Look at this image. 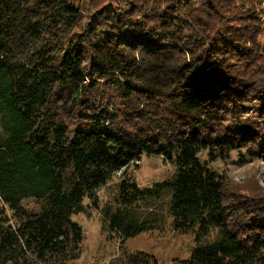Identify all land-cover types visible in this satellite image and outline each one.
I'll return each mask as SVG.
<instances>
[{"label":"trees","instance_id":"obj_1","mask_svg":"<svg viewBox=\"0 0 264 264\" xmlns=\"http://www.w3.org/2000/svg\"><path fill=\"white\" fill-rule=\"evenodd\" d=\"M263 2L0 0V264L79 261L76 218L143 155L173 171L121 176L102 213L119 247L162 227L134 208L166 194L182 264H264V189L216 164L264 157Z\"/></svg>","mask_w":264,"mask_h":264},{"label":"rangeland","instance_id":"obj_2","mask_svg":"<svg viewBox=\"0 0 264 264\" xmlns=\"http://www.w3.org/2000/svg\"><path fill=\"white\" fill-rule=\"evenodd\" d=\"M261 21H264V2ZM230 157L231 159L226 163L216 162L222 173L226 174L234 183H241L242 186H247L244 185V182L253 179L258 183V189H264V157L250 159L244 163L237 162L240 159L235 151L230 153ZM172 171L173 166L163 162L161 158L143 155L140 161L131 163L112 175L107 183L97 191L98 207L91 204V208L87 206L85 212L76 218L83 228L84 240L80 260L75 264H121L124 250L128 252L142 250L151 253L160 264H182V260L187 258L194 245L193 237L189 233L179 234L172 229L170 217L167 216L168 196L166 194L159 199L142 202L134 208L135 214L139 217L145 215L159 217L162 225L160 229L149 230L140 233L133 239H127L123 244L124 248H121L117 238L108 237L107 229L102 228L103 210L108 208L114 212L118 207L115 201L116 188L123 178L122 175H127L139 186H147L166 179ZM22 205L30 209L35 206L32 200H24ZM205 240L207 239L203 241Z\"/></svg>","mask_w":264,"mask_h":264}]
</instances>
